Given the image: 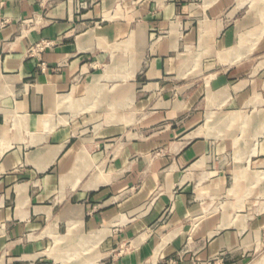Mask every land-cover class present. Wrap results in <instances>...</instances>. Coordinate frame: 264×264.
Wrapping results in <instances>:
<instances>
[{"label": "crops", "instance_id": "crops-1", "mask_svg": "<svg viewBox=\"0 0 264 264\" xmlns=\"http://www.w3.org/2000/svg\"><path fill=\"white\" fill-rule=\"evenodd\" d=\"M0 1V264L258 255L264 211L204 210L264 156V0Z\"/></svg>", "mask_w": 264, "mask_h": 264}, {"label": "rangeland", "instance_id": "rangeland-1", "mask_svg": "<svg viewBox=\"0 0 264 264\" xmlns=\"http://www.w3.org/2000/svg\"><path fill=\"white\" fill-rule=\"evenodd\" d=\"M239 131V129H238ZM243 131V130H242ZM248 136V130L244 131L241 135V147L247 146L245 140ZM253 146V145H252ZM251 146V147H252ZM237 154V152H236ZM235 150H227L224 154V160L230 161L229 173H227V182L225 187L220 191L215 193L214 197L209 199L208 207L205 211V215L208 216V219L217 220L225 217L227 224L225 227L235 226V222L240 221V216H252L255 213L264 211V161H259L256 159L263 158L264 156L258 155L257 157H251V159L246 162L235 156ZM211 158L210 165L216 164L215 169L212 166V170L220 169V161L217 153L209 154ZM259 156V157H258ZM225 171L227 169V164ZM223 167V169H224ZM246 169L248 174H243L241 177L235 180V173L241 170ZM228 172V171H227ZM236 218V221L235 219ZM198 217L195 218V225L200 221ZM246 220V219H243ZM245 221H242L244 223ZM264 232V229L262 230ZM98 248L92 249L88 252H98ZM229 252V250L223 251ZM256 252H259L258 255L249 258L245 264H262L264 262V242H259L257 245ZM76 260H88L84 257H73L69 258V263H72Z\"/></svg>", "mask_w": 264, "mask_h": 264}, {"label": "built area", "instance_id": "built-area-1", "mask_svg": "<svg viewBox=\"0 0 264 264\" xmlns=\"http://www.w3.org/2000/svg\"><path fill=\"white\" fill-rule=\"evenodd\" d=\"M3 8H4V2L0 1V26H2V27L6 26V24L9 22V20L6 17H4V15H3ZM37 22H38V20L35 16L30 18L29 20H27V23L29 25L35 24ZM52 43H53V41H51V40L43 39V40L33 44L30 47L29 52L34 56L40 57L41 52L47 46L51 45ZM41 64L43 66L45 65L44 62H42ZM225 261H226V252H220L219 254H216V255L208 258L207 260H205L204 264H224ZM195 264H200V263L195 261Z\"/></svg>", "mask_w": 264, "mask_h": 264}, {"label": "bare ground", "instance_id": "bare-ground-1", "mask_svg": "<svg viewBox=\"0 0 264 264\" xmlns=\"http://www.w3.org/2000/svg\"><path fill=\"white\" fill-rule=\"evenodd\" d=\"M241 117V116H240ZM240 174V173H239ZM262 264H264V262L262 263Z\"/></svg>", "mask_w": 264, "mask_h": 264}]
</instances>
